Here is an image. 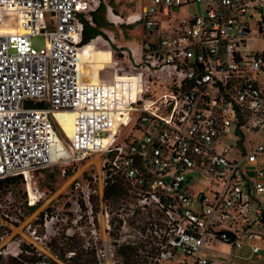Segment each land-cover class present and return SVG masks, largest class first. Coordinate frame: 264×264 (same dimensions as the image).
Here are the masks:
<instances>
[{"label": "built area", "instance_id": "2783aa9c", "mask_svg": "<svg viewBox=\"0 0 264 264\" xmlns=\"http://www.w3.org/2000/svg\"><path fill=\"white\" fill-rule=\"evenodd\" d=\"M140 1L121 14L108 0H0V178L63 174L96 154L98 172L71 181L91 221V264H218L205 252L218 242L229 254L246 244L264 264V88L254 78L264 51L242 54L246 18L256 15L264 38V0ZM100 3L115 32L101 27L82 44ZM89 43L108 51L106 80L76 76ZM62 111L71 131L56 148L52 117ZM111 181L120 187L112 204L102 197ZM32 194L0 200V224L21 221ZM25 231L40 239L30 223ZM13 236L0 230V253L18 257L27 241Z\"/></svg>", "mask_w": 264, "mask_h": 264}, {"label": "rangeland", "instance_id": "374dc122", "mask_svg": "<svg viewBox=\"0 0 264 264\" xmlns=\"http://www.w3.org/2000/svg\"><path fill=\"white\" fill-rule=\"evenodd\" d=\"M114 7L117 12L126 14L129 12L136 11V8L140 7V0H114ZM148 0H143L146 4ZM195 9V6H189L187 9L178 8L175 12V16L182 15L185 11L191 12ZM264 18V10H263ZM98 17L101 18V14L98 13ZM256 15L251 18H246L248 22L249 31L245 35L244 48L245 52L243 55L249 53L254 54L257 52L264 51V38H261L257 34ZM106 29L115 31L111 26H105ZM18 31L23 32L22 26L16 27ZM124 39L135 40L137 34L131 30L123 31ZM118 43H123L124 40H120L116 36ZM30 44L33 48L39 49L43 46V39L41 36H32ZM105 48V46H100ZM99 56H95L88 62L91 80L96 82L100 80H106L111 76V69L109 66L102 67L99 63ZM93 82V83H94ZM55 131L56 140L54 145L59 148L61 145L60 141L64 143L69 137L68 120L69 114L61 112L54 114L52 117ZM137 132H134V134ZM60 140V141H59ZM230 140V139H227ZM95 155V154H94ZM85 158L76 163L69 164L68 170L66 169L63 174L56 166L42 168L32 173L29 179L25 182L21 177V180L12 181L7 192L0 193V200L9 199L13 203H18L25 196V189L28 191L30 197L39 195L38 199L33 204L34 206L30 209H26L25 217L21 221L16 222L15 225L8 226L6 224H0V230L13 233L14 237H23L27 242L23 240L21 243L26 251L19 253V259L11 256L8 253H0V264H12L16 261H24L25 264H63L60 259L56 257L58 253L68 248L73 249L78 257V260L84 264H91V261L85 260L86 258L91 259V249L89 248L91 221L89 214L86 211L85 205H80V208L75 206L74 200L78 197L77 191L73 187L71 182L74 177L80 179L90 176V173L98 172L97 162L95 158ZM26 183V184H25ZM91 186H95V183L90 181ZM31 189V190H30ZM7 196L9 198H7ZM112 196L106 198L107 201L112 204ZM33 199V198H31ZM33 201V200H31ZM91 214L93 215V225L97 230L100 229V220L96 218L98 211L97 201L91 199ZM41 217L39 216V213ZM25 223H30V227L36 230V233L40 235V239H33L30 236H26ZM43 235V236H42ZM228 246V245H227ZM222 247V246H221ZM225 249L226 247H222ZM1 249V247H0ZM66 250L63 255L66 256ZM248 254L245 250L233 249L231 254H227L226 257L222 258L226 264H257V260L251 255L250 258H243L239 255ZM23 255V257H22ZM238 255V256H237ZM164 264V263H161Z\"/></svg>", "mask_w": 264, "mask_h": 264}, {"label": "trees", "instance_id": "16d2710c", "mask_svg": "<svg viewBox=\"0 0 264 264\" xmlns=\"http://www.w3.org/2000/svg\"><path fill=\"white\" fill-rule=\"evenodd\" d=\"M108 1L113 6V8L115 9L114 0H108ZM137 9L138 8H136L135 10H137ZM98 13L101 14V18L98 17ZM103 14H104L103 6L100 3L98 5V7L96 8V10L91 13L94 26L91 27L87 24H85L83 26L82 33H81V41H80L82 44L86 43L90 38H92L94 35H96L99 32V28H101V27L105 28V26L109 27V25L107 24V22L104 19ZM134 35H135V33H134ZM97 55L98 54H94L92 59ZM92 59H90V60H92ZM88 62H87V65H88ZM38 170H40V169H38ZM67 170H68V167H67ZM17 180H21V175H12V176H5V177L0 178V193L7 192V188L9 186V184L12 181H17ZM119 188H120L119 183L117 181L106 182V184L103 186L102 197L108 198L110 196H114L117 193V191L119 190ZM2 201H4V200H2ZM25 206H26L27 210H30L34 205H25ZM5 208H7V207H5ZM41 214L42 213L40 212L39 213L40 217H41ZM66 250H69V249L66 248V249H64L63 252L58 253V255H56V257L58 259H60L63 264H84L78 260L79 256H77L76 253L73 254L72 256H65L64 257L63 253ZM22 257H23V255H22ZM19 258L20 257L18 256L17 259H19ZM85 260L91 261V259H89V258H86ZM12 264H25V262L24 261H16V263H12Z\"/></svg>", "mask_w": 264, "mask_h": 264}, {"label": "bare ground", "instance_id": "6f19581e", "mask_svg": "<svg viewBox=\"0 0 264 264\" xmlns=\"http://www.w3.org/2000/svg\"><path fill=\"white\" fill-rule=\"evenodd\" d=\"M12 31V30H10ZM90 43L85 47L86 50L83 54L79 53L77 56V69H76V76L78 78L79 81L84 82V83H93L94 81L91 80V76L90 75V71H89V67L87 65V62L92 59V57L94 56V54H98L99 56V63L102 65V67L108 66L109 64V54L107 49L105 48H93L91 50L90 49ZM62 112H66L69 114V120H68V130H69V135H70V131H71V113L69 111H62ZM57 113H61V112H54V114ZM95 156H97L96 154L94 156L91 157L95 158ZM27 183V182H26ZM25 183V184H26Z\"/></svg>", "mask_w": 264, "mask_h": 264}, {"label": "crops", "instance_id": "0c3cea01", "mask_svg": "<svg viewBox=\"0 0 264 264\" xmlns=\"http://www.w3.org/2000/svg\"><path fill=\"white\" fill-rule=\"evenodd\" d=\"M254 78H255L256 82L262 88H264V68H263L262 71H260L259 73L255 74ZM260 160H261V162L264 161V154L260 155ZM262 169H263L262 171H263V177H264V162H262ZM261 199L264 200V194L261 195ZM252 242H255V243H258V244L262 243L260 240H252ZM221 246L222 247L225 246L226 248L223 249ZM235 249H237L239 251L245 250V251L248 252V254H246V255H239L240 257L250 258L251 255H253V254L250 253L249 248H248V246L246 244H243L240 247L235 248ZM205 252H206L207 256L210 259H214L216 263H218V264H226L224 262V260H222V258L226 257V255L229 254V247L227 246L226 243L218 242V243H216V245L211 246L209 248H206ZM254 259L257 260V264H261V260L258 257L254 256ZM208 264H210V263H208Z\"/></svg>", "mask_w": 264, "mask_h": 264}, {"label": "water", "instance_id": "95a60500", "mask_svg": "<svg viewBox=\"0 0 264 264\" xmlns=\"http://www.w3.org/2000/svg\"><path fill=\"white\" fill-rule=\"evenodd\" d=\"M247 32V30L245 29V30H243V33H246Z\"/></svg>", "mask_w": 264, "mask_h": 264}]
</instances>
